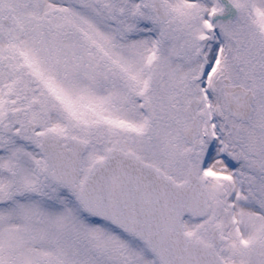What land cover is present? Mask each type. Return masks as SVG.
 Listing matches in <instances>:
<instances>
[{
    "label": "snow or ice",
    "instance_id": "6c2138e0",
    "mask_svg": "<svg viewBox=\"0 0 264 264\" xmlns=\"http://www.w3.org/2000/svg\"><path fill=\"white\" fill-rule=\"evenodd\" d=\"M0 264H264V0H0Z\"/></svg>",
    "mask_w": 264,
    "mask_h": 264
}]
</instances>
